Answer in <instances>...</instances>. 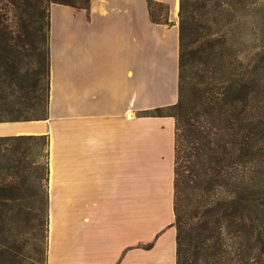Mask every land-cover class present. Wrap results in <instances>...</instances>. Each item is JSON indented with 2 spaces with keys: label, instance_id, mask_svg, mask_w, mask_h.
Masks as SVG:
<instances>
[{
  "label": "crops",
  "instance_id": "0c3cea01",
  "mask_svg": "<svg viewBox=\"0 0 264 264\" xmlns=\"http://www.w3.org/2000/svg\"><path fill=\"white\" fill-rule=\"evenodd\" d=\"M158 1L169 22L147 0L52 2L46 114L0 118L43 142L45 264H177L175 119L143 112L178 99L180 0Z\"/></svg>",
  "mask_w": 264,
  "mask_h": 264
},
{
  "label": "trees",
  "instance_id": "16d2710c",
  "mask_svg": "<svg viewBox=\"0 0 264 264\" xmlns=\"http://www.w3.org/2000/svg\"><path fill=\"white\" fill-rule=\"evenodd\" d=\"M10 1L20 11L21 29L26 36L34 35L35 43L29 44L38 50L46 45L47 50L51 3L89 10L91 0ZM147 2L153 21L169 22L168 3ZM263 32L264 7L259 0H180L178 99L143 111L175 119L177 264L201 260L223 264L218 254L229 239L243 256L251 255L258 243L264 246V45L259 42ZM2 57L0 53V64ZM19 107L9 103L0 118L46 114V108L43 114L30 115ZM1 139L18 143L4 165L13 178L2 188L9 193H0L1 203L7 210L32 209L37 217L48 219L46 164L35 163L43 142L24 135ZM27 141L38 146L35 155L32 148L21 147ZM32 165L37 169H23ZM30 176L39 181L34 188L37 200L31 204ZM4 210L1 229L9 219ZM187 216L200 219L191 230L185 228ZM0 251L19 258L23 248L16 236H7Z\"/></svg>",
  "mask_w": 264,
  "mask_h": 264
},
{
  "label": "rangeland",
  "instance_id": "374dc122",
  "mask_svg": "<svg viewBox=\"0 0 264 264\" xmlns=\"http://www.w3.org/2000/svg\"><path fill=\"white\" fill-rule=\"evenodd\" d=\"M259 2L264 7V0H259ZM21 27L22 18L19 9L10 0H0V53L3 56L0 64V115H2L1 113L6 115V107L9 103L16 107L22 106V112L25 114L39 115L45 111L47 94L46 45L39 50L32 47L29 41L32 44L35 43L34 35L30 33L26 36ZM262 41L264 45V32L259 38V42ZM5 96L8 99H5ZM17 144L13 140H0V193H9V190H2V188L7 181L13 178V175L4 165L10 162V157ZM22 144V148L25 146L32 148V155L38 152V146L33 141ZM23 169L29 172L36 170L37 167L32 165ZM29 181L32 190L27 201L31 204L37 200V197L34 196V188L39 185V181L34 179V176H30ZM3 209H5V216H8L9 219L6 227L0 228V243L7 236L11 239L16 236L23 252L19 254L18 258V254L0 251V264H27L31 260H34L35 264H45L47 219L37 217L35 210L32 209L23 211L14 207L12 210H7V206L0 201V213ZM199 221L198 217L187 216L186 230H191ZM263 248L262 243H258L257 249H254L251 255L243 256L244 251L229 239L218 257L223 264H264V250L260 252ZM200 262L204 264L205 261L201 260Z\"/></svg>",
  "mask_w": 264,
  "mask_h": 264
}]
</instances>
